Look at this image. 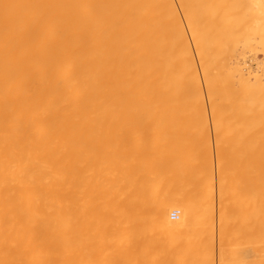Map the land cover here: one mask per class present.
I'll list each match as a JSON object with an SVG mask.
<instances>
[{"label": "bare ground", "instance_id": "bare-ground-1", "mask_svg": "<svg viewBox=\"0 0 264 264\" xmlns=\"http://www.w3.org/2000/svg\"><path fill=\"white\" fill-rule=\"evenodd\" d=\"M170 1L0 0V264H160L152 254L166 250L164 264H216L230 235L216 242L215 197H203L216 179L206 112L235 85L168 48ZM261 69L242 68L238 97L264 135ZM228 138L217 151L225 226L232 181H244ZM256 173L264 192V162ZM90 246L106 254L83 260Z\"/></svg>", "mask_w": 264, "mask_h": 264}, {"label": "rangeland", "instance_id": "rangeland-1", "mask_svg": "<svg viewBox=\"0 0 264 264\" xmlns=\"http://www.w3.org/2000/svg\"><path fill=\"white\" fill-rule=\"evenodd\" d=\"M179 1L181 2V0H171L169 3L170 8H168L169 11L167 10L165 15L167 23L165 32L168 31L165 33V41L168 48L173 47L170 50H173L174 54L180 51V57H184L192 63L194 62L197 70L204 69L213 63L210 66L213 69L209 71L207 77L217 75V78L214 76L213 78L219 79L218 76L221 77L220 75H222L223 78L227 79V82H234L236 90L233 89L234 92H230L231 97H227L224 90L220 88L219 91H216L215 98L216 101L223 102L219 107L220 109H215V111L217 110L216 112H206L208 122L213 124L210 125L209 123V129L212 132L209 138L211 139L212 152L205 157L209 156L212 158L216 179L213 184L214 189L209 184L205 185L203 197L208 198L210 194L215 197V204L218 208L215 222L216 242L221 234L230 235V240L225 246L223 245L220 248L219 244H217L219 249L216 250V264H230L231 262L234 264L237 259L236 255H231L234 253L239 257V264H263L264 192L253 187L259 181L257 176L259 174L256 173L258 162H264V135H259L257 132L256 120L250 112V101L248 100L247 103L241 106L238 97L240 92L238 90L240 89L239 80L241 79L242 68L244 66H250L252 70L250 76L252 78L259 75L262 70L261 68L264 66V2L259 1L255 3L253 0H182L179 3ZM236 2L242 7L236 6ZM248 7L250 9L246 11ZM237 10L239 12L236 13ZM241 20L246 22L240 23ZM238 24H242L240 29ZM175 31L177 32L175 33ZM175 37L177 38L175 39ZM178 38L180 39L178 40ZM215 69L218 71L216 72ZM219 83H221V80ZM201 116L197 117L195 122L198 119L204 118V116ZM223 121L225 124L222 123ZM212 126H214L215 130H212ZM218 130L220 131L218 132ZM225 138H228L230 142L229 158H231L232 164H234L232 165L233 171H235V168L244 173V181L234 182V180L232 181L233 184H231L232 187H230L232 198L227 203L230 207H228V211L232 220L227 224L228 226L222 225L219 220V206L221 202L217 195L218 152L220 150L218 145ZM181 158L182 155L177 163L181 161ZM174 164L176 165V161L171 163L172 166ZM173 186V190L175 192L178 191V184L177 186ZM146 189L147 194L150 195V189ZM212 192L214 193L212 194ZM211 195L210 199H212ZM147 198L149 197L147 196ZM224 203L227 205L226 201ZM73 206L72 237L73 248L76 249L82 229L76 219L78 212L76 200L73 202ZM258 211H262L263 213L260 219L259 217H255ZM174 213L180 216L177 209L170 210L168 215L171 220L175 221L177 219H173L172 216ZM228 231L230 232L228 233ZM232 237L237 238L236 241ZM168 240L166 239V244H169ZM184 243L186 246H189L188 239H185ZM238 244L242 249L238 247ZM99 252L105 255L106 249L103 248L98 251L95 247L90 246L83 260L87 257L93 259ZM157 253H153L152 256L154 258L160 256V258L166 259L167 250ZM140 257L137 256V262L141 260ZM165 259L163 262H165ZM202 260H205V256H202L199 261L192 264H199ZM163 262L160 264H164ZM181 262L179 260L176 264H182ZM89 264L95 263L91 262ZM151 264L155 263L152 262Z\"/></svg>", "mask_w": 264, "mask_h": 264}, {"label": "built area", "instance_id": "built-area-1", "mask_svg": "<svg viewBox=\"0 0 264 264\" xmlns=\"http://www.w3.org/2000/svg\"><path fill=\"white\" fill-rule=\"evenodd\" d=\"M174 217H176V215H174Z\"/></svg>", "mask_w": 264, "mask_h": 264}]
</instances>
